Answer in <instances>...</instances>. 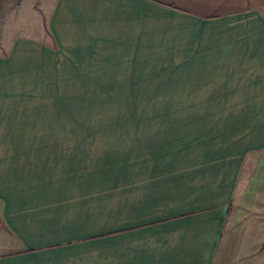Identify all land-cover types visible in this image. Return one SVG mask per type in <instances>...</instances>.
Returning a JSON list of instances; mask_svg holds the SVG:
<instances>
[{"label":"crops","instance_id":"obj_1","mask_svg":"<svg viewBox=\"0 0 264 264\" xmlns=\"http://www.w3.org/2000/svg\"><path fill=\"white\" fill-rule=\"evenodd\" d=\"M45 31L0 53V264H238L264 197V0H53ZM146 82L230 133H47L64 91Z\"/></svg>","mask_w":264,"mask_h":264},{"label":"rangeland","instance_id":"obj_2","mask_svg":"<svg viewBox=\"0 0 264 264\" xmlns=\"http://www.w3.org/2000/svg\"><path fill=\"white\" fill-rule=\"evenodd\" d=\"M52 1L0 0V53L15 36L48 40L45 19ZM160 84H155L160 89L146 82L139 90H112L107 100L81 99L74 91H64L58 105L61 110L57 116L50 114L47 133H230L229 122L206 120L208 107L182 105L190 101L183 90L170 95ZM102 101L106 104H82ZM172 101L178 104H170ZM256 197L248 199L251 207L241 216L239 236L245 254L238 264H264V197ZM6 240L14 241V237L0 223V242Z\"/></svg>","mask_w":264,"mask_h":264}]
</instances>
